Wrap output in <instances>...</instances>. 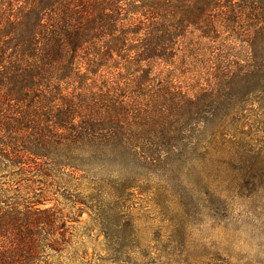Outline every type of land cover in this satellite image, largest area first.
Returning a JSON list of instances; mask_svg holds the SVG:
<instances>
[{
	"label": "trees",
	"instance_id": "1",
	"mask_svg": "<svg viewBox=\"0 0 264 264\" xmlns=\"http://www.w3.org/2000/svg\"><path fill=\"white\" fill-rule=\"evenodd\" d=\"M255 94L264 0H0V264H129L63 258L47 197L97 219Z\"/></svg>",
	"mask_w": 264,
	"mask_h": 264
},
{
	"label": "rangeland",
	"instance_id": "2",
	"mask_svg": "<svg viewBox=\"0 0 264 264\" xmlns=\"http://www.w3.org/2000/svg\"><path fill=\"white\" fill-rule=\"evenodd\" d=\"M242 108L237 128L197 134L189 146L169 151L161 172L98 199L97 219L48 196L45 206L79 220L71 222L62 257L264 264V98L249 96Z\"/></svg>",
	"mask_w": 264,
	"mask_h": 264
}]
</instances>
